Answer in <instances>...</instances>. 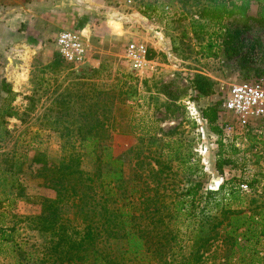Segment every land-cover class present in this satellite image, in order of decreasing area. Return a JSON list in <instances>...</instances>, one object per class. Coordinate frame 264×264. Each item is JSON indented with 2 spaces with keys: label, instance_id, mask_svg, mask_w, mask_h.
Returning a JSON list of instances; mask_svg holds the SVG:
<instances>
[{
  "label": "rangeland",
  "instance_id": "374dc122",
  "mask_svg": "<svg viewBox=\"0 0 264 264\" xmlns=\"http://www.w3.org/2000/svg\"><path fill=\"white\" fill-rule=\"evenodd\" d=\"M195 10L193 0H0V113L13 107L22 114L31 108L24 122L5 118L6 127L14 135L28 132L22 137L24 146L31 133L39 131L34 145L47 148L57 159L61 140L54 129L73 124L75 119L81 121L79 115L94 111L92 95L70 109L62 102L68 90L76 93L81 88L75 84L84 77L109 93L110 99L101 104L109 102L117 122L111 116L105 127L131 132L135 125L150 133L142 137L115 133L107 140L115 154L127 152L126 178L135 180L146 195L181 194L189 181L187 175H194L203 185L200 194L206 197L208 191H217L235 179L244 199L231 207L250 208L259 214L264 207V122L254 120L243 128L222 109L233 85L264 81V25L258 22V4L252 3L249 18L227 19L222 29L208 25L201 34L193 30V20L199 19L193 16ZM64 30L82 34L88 50L84 65L69 64L59 53L55 40ZM132 42L149 48V63L142 68H136L128 57ZM210 48L214 56L209 57ZM54 62L58 66L49 67ZM122 75L134 81L125 85ZM196 76L213 81L209 95L197 92ZM129 85H136L139 97L128 98ZM104 108L99 110L106 114ZM208 109L218 112L212 125L203 119ZM62 112L72 114L73 122H68L69 117L58 123L47 121ZM13 142L3 143L0 153L10 151ZM87 168L92 170V165ZM26 175L22 180L31 197L53 195L29 172ZM207 201L203 199L201 208ZM36 210L39 206L21 200L10 214L28 217ZM35 234L29 229L22 232L23 237ZM226 248L217 242L208 251L201 250L202 261L194 259L193 264H238L240 254L229 262ZM258 250L263 256L264 239ZM16 258L6 248L0 251V264H18Z\"/></svg>",
  "mask_w": 264,
  "mask_h": 264
},
{
  "label": "trees",
  "instance_id": "16d2710c",
  "mask_svg": "<svg viewBox=\"0 0 264 264\" xmlns=\"http://www.w3.org/2000/svg\"><path fill=\"white\" fill-rule=\"evenodd\" d=\"M253 2L258 4V22L264 25V0H193L196 9L193 16L199 17L193 20V30L201 34L208 25L222 29L227 19L236 16L247 19ZM211 44L210 41V47ZM208 56H214L212 48ZM57 66L54 62L49 67ZM122 77L127 80L125 85L134 81L128 75ZM83 78L75 84L81 88L76 93L68 90L62 102L70 109L92 95L93 100L96 98L94 111L83 112L79 115L82 120L75 119L76 122L66 112L47 118L51 123L61 122L65 117L70 118L69 123L73 122L53 131L61 140L57 159L50 156L47 148L34 145L41 135L39 131L31 133L24 146L22 137L28 132L14 135L6 127L5 118L24 122L31 108L22 114L13 107L0 113V149L3 143L14 141L10 151L0 153V251L6 248L15 253L18 264H191V260L193 264L194 259L197 263L202 261L201 250L208 251L222 242L223 246H229L226 248L229 262L240 254L238 264H264V255L260 256L258 250L264 239V207L259 214L250 208H232L244 199L235 179L224 182L217 191H208L206 197L200 194L203 185L193 179L194 175H187L189 185L181 194L146 195L135 180L126 178L127 152L115 154L107 140L115 133L139 137L150 133L135 125L131 132L105 127L111 116L113 122L117 119L108 108L109 102L101 104V100L110 99L109 93ZM193 84L202 95H209L214 85L202 76H196ZM82 88L87 91L81 92ZM139 96L136 85H129L128 98ZM55 103L53 100L52 104ZM102 105L107 107L106 114L99 110ZM203 119L211 125L216 123L217 110L203 112ZM215 132L221 134L218 128ZM232 149V154H236ZM181 160L186 163L184 157ZM89 165L92 170L87 168ZM27 172L53 195L31 197L26 193L22 178ZM204 198L208 201L201 208ZM21 200L39 206V210L28 217L10 214ZM10 216L11 223L7 221ZM25 222L26 227H22ZM28 229L36 234L23 237L22 232Z\"/></svg>",
  "mask_w": 264,
  "mask_h": 264
},
{
  "label": "built area",
  "instance_id": "2783aa9c",
  "mask_svg": "<svg viewBox=\"0 0 264 264\" xmlns=\"http://www.w3.org/2000/svg\"><path fill=\"white\" fill-rule=\"evenodd\" d=\"M130 2V1H129ZM62 58L69 64L84 65L88 60V50L80 32L64 30L55 40ZM128 57L136 68L149 63V48L144 43L132 42L128 45ZM225 113L235 117L240 127H248L252 121L264 122V81L261 79L244 81L233 85L222 107ZM230 125H226V131ZM246 190L247 186L242 185Z\"/></svg>",
  "mask_w": 264,
  "mask_h": 264
}]
</instances>
